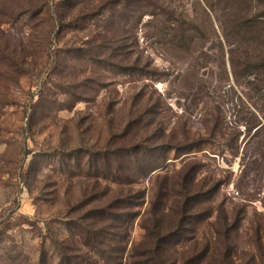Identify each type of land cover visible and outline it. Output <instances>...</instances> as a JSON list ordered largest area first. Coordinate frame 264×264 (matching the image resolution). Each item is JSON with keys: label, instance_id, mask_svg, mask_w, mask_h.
I'll return each instance as SVG.
<instances>
[{"label": "rangeland", "instance_id": "1", "mask_svg": "<svg viewBox=\"0 0 264 264\" xmlns=\"http://www.w3.org/2000/svg\"><path fill=\"white\" fill-rule=\"evenodd\" d=\"M263 31L264 0H0V264H58L82 222L133 264L158 221L179 261L264 264ZM135 145L159 168L104 169Z\"/></svg>", "mask_w": 264, "mask_h": 264}, {"label": "trees", "instance_id": "2", "mask_svg": "<svg viewBox=\"0 0 264 264\" xmlns=\"http://www.w3.org/2000/svg\"><path fill=\"white\" fill-rule=\"evenodd\" d=\"M251 23L255 24L252 21ZM252 28L253 27L252 25H250L249 21L242 22L233 27V29H229L224 32V35L227 40L233 36L237 37L236 43L244 44V41L248 40L252 35ZM254 66L256 71H261L263 68L261 74L264 72L263 65L255 64ZM247 70L248 69H246V71ZM146 150L148 149L144 148V146L135 145L122 149V154H120L118 157H113L109 154H106L104 156L102 155L101 158L103 161L104 169L106 170L108 168V170H110L109 172H111L110 168L114 163H116L118 167L117 169H119L121 175L119 179L125 181L130 178L131 171H127V169L136 164V167L138 169H142V171H144L143 177L145 178L153 170L159 168V166H157L158 164L156 165V167H153L151 169L148 168L149 165L153 163V158L152 160L149 159L148 163H146V159L141 160V154ZM126 162H128L129 166ZM145 169L147 170L145 171ZM180 197L181 199H178L176 201L177 203L175 206L177 208L175 210L179 211L176 213L180 215V219L176 228L183 227L182 229H184L185 225H187L190 220H194V217H196L194 214H192V211H194L196 205L199 203L200 196L199 194L192 195L190 192H184L182 195H180ZM92 223L93 222H82V224L76 226V229L79 231L78 237L80 240L75 241L73 248L58 247V253L60 256L58 264H97V260H95V257H101V260L105 261L107 264H123V253L125 248L123 246L121 247V245H115V254H111L108 250L104 249L103 245H107L106 241L109 238L107 237V234H102L100 229H94L96 224ZM146 229L147 233L145 241L141 245L133 249L134 252L133 255H131V258L137 259V261L133 262V264H202L204 261H206V259L212 257L210 256V249H208L200 254V256L196 255L192 259L187 260L182 257L179 261V259L177 258H172L170 249L172 247L171 243H173L174 240L179 239L180 232L175 234V232L169 233L165 231L162 221H158L154 226ZM77 246L82 250H79ZM83 248H90L93 251L94 256L90 257L87 253H83ZM227 255L228 254H224L222 259L220 260V262L222 261V264L228 263L229 257ZM45 257L46 255L43 254L41 262L44 263L46 259ZM92 258H94L95 260L93 263L91 261L93 260Z\"/></svg>", "mask_w": 264, "mask_h": 264}]
</instances>
